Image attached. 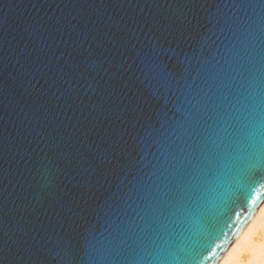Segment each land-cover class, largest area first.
<instances>
[{
  "label": "water",
  "instance_id": "1",
  "mask_svg": "<svg viewBox=\"0 0 264 264\" xmlns=\"http://www.w3.org/2000/svg\"><path fill=\"white\" fill-rule=\"evenodd\" d=\"M263 206L264 0H0V264H220Z\"/></svg>",
  "mask_w": 264,
  "mask_h": 264
},
{
  "label": "bare ground",
  "instance_id": "2",
  "mask_svg": "<svg viewBox=\"0 0 264 264\" xmlns=\"http://www.w3.org/2000/svg\"><path fill=\"white\" fill-rule=\"evenodd\" d=\"M220 264H264V206Z\"/></svg>",
  "mask_w": 264,
  "mask_h": 264
},
{
  "label": "snow or ice",
  "instance_id": "3",
  "mask_svg": "<svg viewBox=\"0 0 264 264\" xmlns=\"http://www.w3.org/2000/svg\"><path fill=\"white\" fill-rule=\"evenodd\" d=\"M256 169V167H253V168H250L248 171H249V174H251L254 170ZM193 253L190 254V264H194V261H193Z\"/></svg>",
  "mask_w": 264,
  "mask_h": 264
}]
</instances>
